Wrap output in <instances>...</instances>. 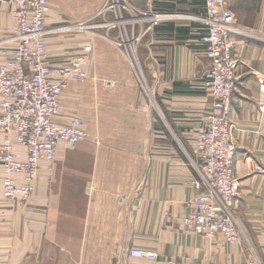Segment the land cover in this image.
I'll return each instance as SVG.
<instances>
[{
    "label": "crops",
    "instance_id": "obj_1",
    "mask_svg": "<svg viewBox=\"0 0 264 264\" xmlns=\"http://www.w3.org/2000/svg\"><path fill=\"white\" fill-rule=\"evenodd\" d=\"M105 1L50 0V61L59 66L92 44L84 61L88 76L71 80L61 97V118L79 115L88 136L72 146L59 144L51 177L44 162L27 200L4 197L0 163V264H236L256 251L264 256V0L226 2L244 30L238 35L230 112L240 179L238 243L187 230L181 221L200 193L187 144L193 147L212 103L205 87L209 60L199 40L205 25L192 16L205 12L206 0H130L141 11L189 15L162 19L150 29L145 21L137 23L146 29L139 64L148 70L174 139L156 121L151 97L127 55L112 38L99 34L106 25L95 27L98 33L58 29L98 21ZM14 24L9 6L0 3V40ZM108 31L113 37L118 33L113 27ZM3 137L0 131V144ZM18 152L26 158L25 148ZM130 248L152 249L158 257L132 256Z\"/></svg>",
    "mask_w": 264,
    "mask_h": 264
},
{
    "label": "built area",
    "instance_id": "obj_2",
    "mask_svg": "<svg viewBox=\"0 0 264 264\" xmlns=\"http://www.w3.org/2000/svg\"><path fill=\"white\" fill-rule=\"evenodd\" d=\"M227 0H206L205 12L192 15L205 25L200 43L205 45L209 67L205 87L212 95V103L203 115V123L193 136L195 157L190 159L198 173L195 187L200 193L194 197V208L181 219L187 230L214 237L222 235L228 243H238L242 231L235 215V202L240 192L236 175V126L230 112L237 82L239 63L238 35L244 30L238 25L237 15ZM9 6L15 24L8 37L0 40V163L5 175L2 190L11 201L27 200L36 190V180L42 165L47 169L57 156L59 144L72 146L88 136L84 121L77 114L61 118V97L71 80L87 77L84 67L86 54L92 44L55 66L49 58L46 26L51 10L50 0H0ZM110 14H112L110 16ZM185 13L141 11L130 0H106L97 16L98 21H78L61 25L59 30H92L107 26L99 34L112 38L129 57L134 68L140 67L138 47L146 29L137 23L147 22V29L158 21ZM117 28L116 36L108 29ZM18 147L26 149L21 158ZM169 215V214H167ZM129 254L155 259V250L130 248ZM236 264H263L252 253L245 262Z\"/></svg>",
    "mask_w": 264,
    "mask_h": 264
},
{
    "label": "rangeland",
    "instance_id": "obj_3",
    "mask_svg": "<svg viewBox=\"0 0 264 264\" xmlns=\"http://www.w3.org/2000/svg\"><path fill=\"white\" fill-rule=\"evenodd\" d=\"M86 57H87V54H86ZM128 59H129V57H128ZM129 61H130V59H129ZM130 63H131V61H130ZM134 69H135V72H136V74H137V76L139 78V84H140L141 88H143V91H146L149 94V96L151 97V108H152V111H153V115L157 118L156 121H159L160 122L159 125H161L162 128H165L166 131L168 132L167 125H165V121H164L163 117L161 116L160 110H159V107L164 109V106H163L162 101L160 100L159 96L156 95V97H154V93H153L152 89L154 90L155 88H154V85H152V81H151L150 76L148 74V70L146 69V67H143V68L142 67H137V68H134ZM87 76H88V74H87ZM177 134H178V132H177ZM169 135H170L169 138L172 139L173 137L171 136L170 133H169ZM179 136H180L182 141L186 142L187 139H185L184 136H181V135H179ZM187 146H188L189 153L193 157H195L194 148L192 146H190V144H187ZM195 173L198 175L197 171ZM2 193H3V190H2ZM255 254L258 255V257L260 258V260L264 264V256L261 255V253L259 251H256Z\"/></svg>",
    "mask_w": 264,
    "mask_h": 264
},
{
    "label": "bare ground",
    "instance_id": "obj_4",
    "mask_svg": "<svg viewBox=\"0 0 264 264\" xmlns=\"http://www.w3.org/2000/svg\"><path fill=\"white\" fill-rule=\"evenodd\" d=\"M49 172V171H48ZM52 172H53V167H52ZM52 172L51 173H49V177H51V175H52ZM40 176V175H39ZM39 178V177H38ZM38 178H37V180H38ZM37 180H36V185H37ZM36 191V190H35ZM35 193V192H34Z\"/></svg>",
    "mask_w": 264,
    "mask_h": 264
}]
</instances>
